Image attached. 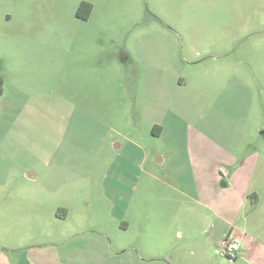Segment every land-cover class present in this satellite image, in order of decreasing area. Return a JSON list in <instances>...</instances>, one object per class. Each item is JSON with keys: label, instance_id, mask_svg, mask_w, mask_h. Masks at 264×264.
<instances>
[{"label": "rangeland", "instance_id": "rangeland-1", "mask_svg": "<svg viewBox=\"0 0 264 264\" xmlns=\"http://www.w3.org/2000/svg\"><path fill=\"white\" fill-rule=\"evenodd\" d=\"M82 2L92 5L87 21L76 16ZM211 59L222 67L216 87L224 88L229 61L237 67L236 113L228 93L206 88ZM263 61L264 0H0V102L25 109L0 110V264H38L29 255L82 263L84 255L69 254L86 246L74 230L90 229L89 218L98 228L125 217L122 241L150 248L166 226L149 219H164V202L182 198L178 180L194 196L185 136L202 110L229 137V124L256 107L264 132ZM218 97L220 108L210 109ZM154 120L166 125L161 138L148 132ZM69 169L82 174L74 183L64 179ZM106 195L126 207L109 208ZM249 212L246 204L241 231Z\"/></svg>", "mask_w": 264, "mask_h": 264}, {"label": "crops", "instance_id": "crops-1", "mask_svg": "<svg viewBox=\"0 0 264 264\" xmlns=\"http://www.w3.org/2000/svg\"><path fill=\"white\" fill-rule=\"evenodd\" d=\"M91 14L87 19L82 20H89ZM217 60L211 59L209 70L205 69L214 75L206 88L212 89V93L219 96L223 95V92L228 93L231 103L230 111L236 113L237 67L234 62L229 61L222 69L226 76L225 86L224 88L216 87L220 84V82L215 84V81L219 79V70L222 68ZM262 66L264 67V61ZM256 70L257 67L252 63L254 78ZM260 80L262 84L260 115L264 117L263 75ZM183 83L179 87L183 86ZM5 95L6 92L1 89L0 98ZM219 100L220 97L213 100L210 109L220 108ZM11 105V103L0 102V110H25L23 106L15 108ZM202 107L204 106L201 105ZM84 108L79 107L78 110L83 111ZM167 108L168 106L163 107L164 112L169 111ZM203 111L199 115L200 121L196 126L190 124L187 126L189 132L185 136L187 164L194 196L188 192V182L184 185L183 180H178L176 190L182 198L164 202L167 208L164 219L161 217L149 219V224L156 225H160L159 221L164 220L166 227L160 226L159 229L165 230L166 234L161 235L150 248L142 250L139 241L136 243L122 241L123 235L131 227V222L125 217L104 219L100 222L102 226L98 228L94 227L95 219L89 218L90 229L74 230L75 235H78L76 237L86 238V246L83 249H73L70 256L84 255L80 258L82 260L80 264H222L216 260V256L219 255L217 251L230 235L239 241L240 251L245 252L248 257L243 261L245 264H264V132L261 133L262 136L259 133L258 109L250 107L244 120L241 119L234 124L231 122L229 126L233 131L230 132L229 137H221L216 114H211L212 119L207 121V115ZM148 132L151 138H161L166 132V125L159 120H154ZM120 146V144L116 145V147ZM157 161L159 165L164 163L162 154ZM10 170H6V174H9ZM49 172L51 173L50 182L54 183L58 171L53 169ZM77 176L82 174H73L69 169L65 171L64 179L74 183ZM111 180L114 181V179ZM156 180L158 181L157 178ZM106 186L111 187V183H107ZM107 192L109 193V190ZM251 194L257 197L255 204H251L248 199ZM116 197V195L115 197L105 196L109 208H125L127 203L124 200H116ZM246 204H250V212L245 219L248 221L251 218L252 226L249 227L246 221L244 224L246 228H242L243 231H241L236 223ZM191 208L196 214L190 215ZM67 215L68 213L58 214L61 220L66 219ZM143 223L147 222L141 224ZM173 236L180 240L179 243L174 241ZM28 260L29 262L38 260V264H41L38 258L30 255ZM75 260L70 264H76Z\"/></svg>", "mask_w": 264, "mask_h": 264}, {"label": "built area", "instance_id": "built-area-1", "mask_svg": "<svg viewBox=\"0 0 264 264\" xmlns=\"http://www.w3.org/2000/svg\"><path fill=\"white\" fill-rule=\"evenodd\" d=\"M239 241L230 235L225 239L217 253L228 262H234L240 256Z\"/></svg>", "mask_w": 264, "mask_h": 264}, {"label": "trees", "instance_id": "trees-1", "mask_svg": "<svg viewBox=\"0 0 264 264\" xmlns=\"http://www.w3.org/2000/svg\"><path fill=\"white\" fill-rule=\"evenodd\" d=\"M91 10H92V5L90 3L82 2L77 9L76 16L78 18L85 20L88 18L89 14L91 13ZM248 199L251 204H255L257 197L256 195L251 194L249 195Z\"/></svg>", "mask_w": 264, "mask_h": 264}]
</instances>
